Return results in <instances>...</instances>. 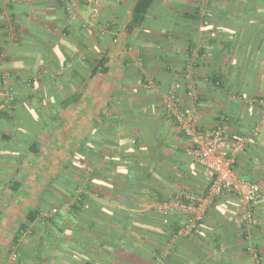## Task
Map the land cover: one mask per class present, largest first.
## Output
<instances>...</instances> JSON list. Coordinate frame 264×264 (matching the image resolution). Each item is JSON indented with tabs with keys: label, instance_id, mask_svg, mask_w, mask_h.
Here are the masks:
<instances>
[{
	"label": "crops",
	"instance_id": "0c3cea01",
	"mask_svg": "<svg viewBox=\"0 0 264 264\" xmlns=\"http://www.w3.org/2000/svg\"><path fill=\"white\" fill-rule=\"evenodd\" d=\"M137 2L101 0L98 23L86 27L91 6L83 1L74 18H69L58 0H0V72L8 75L12 85V96L6 99L0 81V105L9 103V113L12 111L0 114V250L6 248L18 227L11 229L12 236L7 239L6 218L17 214V202L34 206L49 183V172L53 173L49 168H63L68 161H76L71 147L87 144L92 135L107 134L112 144H128L138 136L149 145L163 127L166 145L154 147L170 159L181 158L185 136L161 103L173 81L178 83L180 108L192 113L199 127H214L218 114L224 111L232 118V133L250 136L235 162L236 172L264 187V130L252 135L260 120L253 100L264 96V0H155L133 24ZM105 18L111 24L107 31L101 25ZM104 54L109 58V72L90 76ZM189 55L199 58L194 69L197 103L188 97L182 77ZM215 73L220 81L213 82L211 74ZM147 77L158 78L153 79L155 87L141 84ZM36 135L42 147L38 155L24 148ZM59 147L64 162H57L51 154ZM93 147L103 150V156L94 161L101 168L110 145ZM160 159L150 168L156 164L155 175L168 185L165 170L176 173L178 166L165 157ZM191 161L188 171L193 170L195 182L204 186L207 177ZM14 181L22 183L21 193L7 189ZM221 197L209 205L189 233L176 237L169 264H255L250 245L264 264V197L254 205L258 224L250 239L234 220L239 211L236 198ZM158 228L160 233L167 232ZM55 243L57 248L46 245L45 249L52 257L37 252L46 260L39 264H80L81 260L67 251V242L62 246ZM97 245L87 244L94 253L80 257L101 264L98 255L104 250L108 258L113 257L104 264H156L147 250L138 255L128 247L113 249L108 243L102 249ZM3 260L0 252V264Z\"/></svg>",
	"mask_w": 264,
	"mask_h": 264
},
{
	"label": "trees",
	"instance_id": "16d2710c",
	"mask_svg": "<svg viewBox=\"0 0 264 264\" xmlns=\"http://www.w3.org/2000/svg\"><path fill=\"white\" fill-rule=\"evenodd\" d=\"M154 1L138 0L135 6L136 14L133 24L141 20L138 15L148 12L155 3ZM196 15H198V11ZM101 25L102 29L107 31L111 24L109 19L105 18L101 21ZM198 59V57L189 55L184 60L182 77L184 88L187 91L185 82L187 65L194 60V75ZM108 60L107 55L101 57L96 66L91 69L90 76L97 72L107 74L109 72ZM5 76L8 79L7 74L0 72L2 89L4 92L8 91L12 96V85L9 83V87H6ZM211 76L213 82L221 79L216 73L211 74ZM153 79L158 81L157 77ZM142 83L145 82L141 79ZM178 95L180 96L179 92ZM7 97L6 99H8ZM261 98L264 96H258L255 99ZM199 100L197 93L195 103ZM8 105L9 103L4 107L6 108L5 112L0 114H11L12 111L9 113ZM257 106L261 112L260 106L258 104ZM221 115H225L230 125L232 124V118L224 111L218 114L217 120ZM169 118L172 122L177 123L171 114H169ZM163 131L164 129L161 127L159 137L153 139L152 144L149 145L147 140L144 142L138 136H133V141L126 143L128 149L133 148L132 151L126 149L125 142L112 144L111 137H108L107 134L101 137L92 135L87 139V144L82 142L78 147H74L72 151L76 152L74 154L76 161H68L59 170L61 172L49 179V183L43 192H39L38 201L34 206L29 207L25 213V210H22L23 217L20 219L11 240L9 239L7 242L6 248L8 250L4 254L2 264H29V261H35L39 264V260L45 262L46 260L40 259L41 256L37 252L40 251L41 254L45 252L46 245L48 248H57L55 242L60 246L67 242V251L71 256H76L77 259L81 260L80 264H93L80 257L82 253H94L93 250L87 248V244L90 242L92 244L96 242V245L99 243L97 246L102 247V249L108 243L113 249L128 247L137 251L138 255L143 254L140 250H147L151 253V259L156 264H169L168 259L173 257L174 244L175 241H178L176 237L185 225L186 216L176 210L161 212L156 206L175 200L181 191L204 195L210 182L205 181L204 186L201 182L198 184L195 182L193 170L188 171L187 165L192 159L186 152L188 138L185 133L181 132L187 142L185 147L180 150L181 158L170 159V157L165 156L161 149L157 150L154 147V145L158 147L166 145L167 138ZM243 136L247 135L236 136L231 131L232 138ZM28 142L24 148L38 155L42 148L38 136L36 135L33 140ZM93 144L98 147L101 146L102 149L110 145V150L104 155L105 161L101 168L96 167L94 161L103 156V150H97ZM144 144L147 145L146 148H144ZM149 148L154 149L153 152ZM72 151L71 153H73ZM238 156L235 158V162L238 160ZM161 157H165L166 161L178 166L179 174L172 172L170 168L165 170L167 172L165 175L170 183L168 185L155 175L156 164L150 168L152 162ZM192 162L200 167L197 162ZM65 171L72 172L75 176H71ZM21 187L22 183L18 181L7 184V189L9 188L12 193H18ZM19 193L21 192L19 191ZM12 196L10 199L13 198ZM222 197H226V195ZM106 198L117 204L115 206L106 204L104 201ZM183 201L186 202V199L183 198ZM214 202H218V199H215ZM158 227H163L162 229H166L167 232L160 233ZM45 253L43 255L46 257H52L47 254L48 252ZM107 254L108 252L101 250V255H98L102 260L101 264H104V260H109V258L113 260V257L108 258ZM124 264L131 263L126 262Z\"/></svg>",
	"mask_w": 264,
	"mask_h": 264
},
{
	"label": "built area",
	"instance_id": "2783aa9c",
	"mask_svg": "<svg viewBox=\"0 0 264 264\" xmlns=\"http://www.w3.org/2000/svg\"><path fill=\"white\" fill-rule=\"evenodd\" d=\"M6 1L10 2L12 0ZM26 1L29 3L33 0ZM58 1L67 11L69 18H74L80 9L82 1L90 4L89 18L84 25L88 27L90 23H98L102 7L101 0ZM16 37L17 35L14 34L13 39ZM193 64L194 60L190 61L187 65L185 82L188 88V97L192 102H195L197 92L195 90ZM4 81L8 88L9 80L6 76ZM145 87H155L152 78H146ZM177 90L178 84L173 81L170 84L168 92L161 98V103L165 106L167 112L174 116L180 131L186 134L188 138L187 155L200 165L210 185L204 195L190 191H181L175 200L159 204L156 207L161 212L174 210L182 212L186 216V221L180 233H189L194 228V225L202 219L206 209H208L215 199L223 195L233 196L239 205V211L234 216V220L239 226L243 227L246 233L245 237L250 239L252 229L258 224V220L254 215V205L264 197V187L259 183L242 179L234 168L235 158L244 150L250 136L232 138L230 122L225 115L219 116L215 126L212 128L204 129L199 127L193 119V114L186 113L180 108L182 103ZM7 92V98H11L10 93ZM253 101L261 108L260 120L252 131V135L256 136L264 130V98ZM4 105L5 103L0 105V113ZM183 198L186 199V202L183 201ZM248 250L253 257L254 263L261 264L257 249L253 245H250Z\"/></svg>",
	"mask_w": 264,
	"mask_h": 264
},
{
	"label": "rangeland",
	"instance_id": "374dc122",
	"mask_svg": "<svg viewBox=\"0 0 264 264\" xmlns=\"http://www.w3.org/2000/svg\"><path fill=\"white\" fill-rule=\"evenodd\" d=\"M57 140L59 141L60 140V142L63 140V138L59 135L58 137H57ZM69 144H71V143H69ZM60 145V144H59ZM71 147V146H70ZM61 147H59V148H57L58 149V151L56 150V148H54V150H55V152H52L51 154L56 158V161L57 162H64V160L65 159H63V160H61V158L62 157H64V155L62 154V152L60 151L61 149H60ZM71 148H74V147H71ZM71 150V149H70ZM50 154V155H51ZM69 153H67V157H68V159H72V156L70 155H68ZM51 155V156H52ZM58 158V159H57ZM74 160V159H73ZM70 168V167H69ZM72 168V167H71ZM61 168H58V167H51V168H49V170H51V171H53V173H51V172H49V175H50V178H51V176H53V177H55L56 175H57V173H59V172H61V171H59ZM70 171V170H69ZM70 175L71 176H75L72 172H70ZM44 177V176H43ZM42 177V178H43ZM29 186H25V188H28ZM27 191H28V189H27ZM19 196H16V198H18ZM104 201L106 202V204H112L113 206H115L117 203H115L114 201H111V200H107V198L106 199H104ZM18 203V205H19V209L16 211V213L17 214H15V216L14 217H7L6 218V221H7V228H6V238L7 239H9L11 236H12V228L13 227H15V225H18V223L20 222V219L23 217V213H22V210H25L24 211V213L26 212V210L29 208V203L28 202H24V201H18L17 202ZM3 214H7V212L6 211H3ZM8 221H10V222H8ZM8 249L7 248H5V249H3V250H0V252H3L4 254H5V252L7 251ZM11 258H13V257H11Z\"/></svg>",
	"mask_w": 264,
	"mask_h": 264
}]
</instances>
